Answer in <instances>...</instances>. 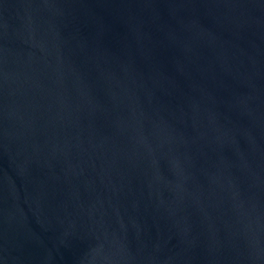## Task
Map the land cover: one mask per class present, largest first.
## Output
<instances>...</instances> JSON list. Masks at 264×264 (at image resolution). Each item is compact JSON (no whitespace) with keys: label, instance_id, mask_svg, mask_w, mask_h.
<instances>
[{"label":"water","instance_id":"95a60500","mask_svg":"<svg viewBox=\"0 0 264 264\" xmlns=\"http://www.w3.org/2000/svg\"><path fill=\"white\" fill-rule=\"evenodd\" d=\"M0 264H264V0H0Z\"/></svg>","mask_w":264,"mask_h":264}]
</instances>
